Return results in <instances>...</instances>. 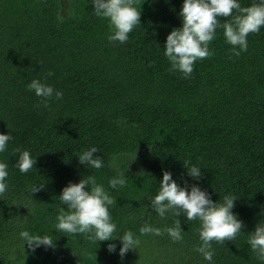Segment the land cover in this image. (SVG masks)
<instances>
[{"label": "trees", "instance_id": "1", "mask_svg": "<svg viewBox=\"0 0 264 264\" xmlns=\"http://www.w3.org/2000/svg\"><path fill=\"white\" fill-rule=\"evenodd\" d=\"M182 5L135 0L140 23L120 43L109 41L110 22L95 15L91 0H0V133L13 137L0 152L8 172L0 195V264H264L248 244L264 222V26L247 36L239 56L217 28L208 45L213 55L197 60L185 78L170 71L164 55L167 35L183 26ZM33 79L63 98L53 95L45 108L27 88ZM93 146L99 169L79 162ZM17 148L36 160L27 173L17 166ZM183 161L200 168L201 177H190ZM165 170L214 202L236 197L231 211L243 227L233 241L211 242V261L196 251L199 219L171 211L162 218L151 208ZM122 174L125 186L111 187L110 179ZM88 175L116 200L108 208L113 237L131 231L140 241L123 258L118 237L94 243L88 234L55 228L59 209L67 211L62 189ZM34 187L41 188L33 193ZM176 220L179 241L164 231ZM144 225L163 234L141 235ZM22 230L48 235L55 246L33 250Z\"/></svg>", "mask_w": 264, "mask_h": 264}, {"label": "clouds", "instance_id": "2", "mask_svg": "<svg viewBox=\"0 0 264 264\" xmlns=\"http://www.w3.org/2000/svg\"><path fill=\"white\" fill-rule=\"evenodd\" d=\"M91 2L94 5L95 15L107 18L110 22L109 28L112 34L108 36L109 41L126 42L128 34L140 23V10L134 7L135 0H91ZM233 10L237 13L235 16ZM179 15L182 17L183 26L174 28L167 35L164 55L171 63L170 71L179 70L187 78L192 74L197 60L213 55L208 45L215 38L217 28L223 29L227 43L233 46V55L239 56L241 51L247 50V36L259 32L264 26V0L247 7H242L238 0H183ZM219 17H224L225 22L221 23ZM228 17H232L231 21H227ZM237 47L239 50H236ZM48 75L52 73L49 72ZM27 88L34 91L37 97L42 98L40 103L45 108L49 107L48 101L53 95L56 99L63 98L62 91L54 90L52 86L39 79H33ZM12 138L11 132L0 133V152L5 150ZM15 151L19 153L17 166L20 172L27 173L33 168L36 160L31 158L27 150L21 151L17 148ZM98 151L94 146L83 151L78 156L80 164L95 169L101 168L102 160L95 155ZM183 164L190 177L193 179L201 177L200 168L191 165L189 161H183ZM6 169L7 165L0 163V195H3L7 189L4 182L8 176ZM124 176L122 174L110 179L109 185L113 188L117 185L124 187L126 183ZM41 187H34L33 193ZM235 199L234 196H225L222 203L214 202L206 191L195 184L191 186L190 191L187 186L181 187L173 180L172 174L165 170L159 182V191L150 201L151 208L162 218L166 212L171 211L177 217L183 213L189 221L199 219L201 222L199 238L202 243L196 251L206 260L211 261L214 254L211 250V242L233 241L243 227L242 221L231 211ZM59 201L66 205L67 211L64 207L59 209L56 230L72 235L88 234L87 238L94 243L111 241L118 237L122 242L119 248L121 258L130 249H136L139 245V239L134 237L131 231L125 232L123 236L113 237L116 225L111 222L108 208L115 204L116 200L97 183L94 176L88 175L78 183L69 182L62 189ZM181 230L180 220H176L175 227H168L164 231L173 241H179L183 239ZM139 231L141 235L163 234L160 228L149 225H144ZM19 235L33 250L41 245L55 246L54 240L48 235H32L27 230H22ZM248 244L257 254V258L264 261V222L258 223L255 230L250 232ZM107 248L110 253L116 251L114 243H109Z\"/></svg>", "mask_w": 264, "mask_h": 264}]
</instances>
